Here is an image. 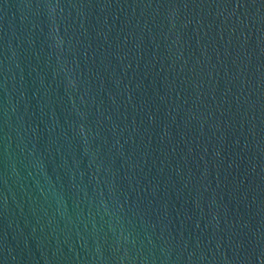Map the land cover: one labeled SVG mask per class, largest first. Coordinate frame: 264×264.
Segmentation results:
<instances>
[{"label":"water","instance_id":"1","mask_svg":"<svg viewBox=\"0 0 264 264\" xmlns=\"http://www.w3.org/2000/svg\"><path fill=\"white\" fill-rule=\"evenodd\" d=\"M0 264H264V0H0Z\"/></svg>","mask_w":264,"mask_h":264}]
</instances>
